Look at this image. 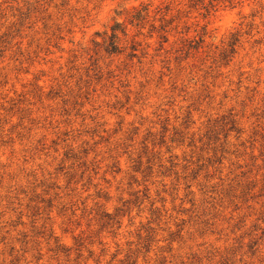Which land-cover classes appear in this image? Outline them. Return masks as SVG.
Listing matches in <instances>:
<instances>
[{
    "label": "rangeland",
    "instance_id": "rangeland-1",
    "mask_svg": "<svg viewBox=\"0 0 264 264\" xmlns=\"http://www.w3.org/2000/svg\"><path fill=\"white\" fill-rule=\"evenodd\" d=\"M0 264H264V0H0Z\"/></svg>",
    "mask_w": 264,
    "mask_h": 264
},
{
    "label": "trees",
    "instance_id": "trees-1",
    "mask_svg": "<svg viewBox=\"0 0 264 264\" xmlns=\"http://www.w3.org/2000/svg\"><path fill=\"white\" fill-rule=\"evenodd\" d=\"M211 2L212 1H216V0H210ZM115 38V35H114V33H112V35H111V43H110V45H112L113 44V39ZM114 48H112V51H114L113 50Z\"/></svg>",
    "mask_w": 264,
    "mask_h": 264
}]
</instances>
